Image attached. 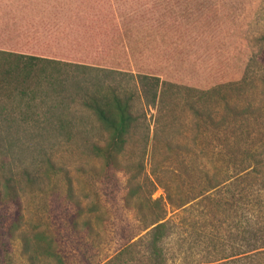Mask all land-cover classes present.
I'll list each match as a JSON object with an SVG mask.
<instances>
[{"label": "trees", "instance_id": "1", "mask_svg": "<svg viewBox=\"0 0 264 264\" xmlns=\"http://www.w3.org/2000/svg\"><path fill=\"white\" fill-rule=\"evenodd\" d=\"M149 1L127 21H146L151 12L167 17L174 9L171 0ZM114 5L113 0H0L2 112L19 127L33 124L62 133L78 127V112H89L109 131L105 144L93 145L102 166L91 168L104 203L91 201V223L88 218L83 223L93 229L96 213L102 228H119L124 241L105 258L108 264H264V61L256 56L257 70L247 67L240 78L205 87L161 80L160 98L155 90L152 103L159 98L170 105L164 139L168 153L186 164L188 177L176 169L169 182L158 176L135 182L125 178L134 165L124 155L140 121L132 95L115 85V73L122 54L131 63L128 51L138 41L125 42L122 25L128 22L120 24ZM259 42L264 60V34ZM202 72L225 74L212 66ZM178 108L191 116L193 133L182 135L184 140L171 135ZM57 169L65 180V210L76 212L69 220L79 228L86 207L76 199L68 173ZM158 186L164 195L154 198ZM5 187L0 236L6 229L11 239L23 238L22 201L11 179ZM130 212L133 224L125 218Z\"/></svg>", "mask_w": 264, "mask_h": 264}, {"label": "rangeland", "instance_id": "2", "mask_svg": "<svg viewBox=\"0 0 264 264\" xmlns=\"http://www.w3.org/2000/svg\"><path fill=\"white\" fill-rule=\"evenodd\" d=\"M113 1L120 24L142 13L141 9L151 3ZM170 4L174 9L167 17L151 12L147 13L151 15L146 21L135 24L127 21L128 24L122 25L125 42L131 43V39L138 42L128 51L131 63L122 54V64H111L120 66L115 73V85L132 95L140 121V129L134 133L124 155L125 162L134 165L125 178L132 177L135 182L155 181L157 176L169 182L176 169L188 177L186 164L174 159L166 147L170 105L167 99L163 103L159 99L161 80L205 87L214 80L240 78L247 67L257 70L260 67L257 57L264 61L259 56V40L264 34V0H171ZM206 66L225 74L215 75L217 78L204 74L202 69ZM142 74L149 76L144 78ZM155 90L159 98L154 105ZM176 119L177 126L171 135L177 140H184V134L192 135L191 116L185 108H178ZM76 121L78 127L69 133L33 124L19 127L0 108V189L5 191L6 181L11 179L25 216L23 238L11 239L7 230L2 229L0 264H108L105 258L124 241L119 228H102L96 213L92 215L93 229L91 224H83L86 218L91 223V201L98 199L104 203L102 190L93 186L91 168L102 166V157L96 154L93 145L105 144L110 133L89 112H78ZM143 128L148 129L149 138ZM58 167L71 177L75 197L86 207L79 216V228L73 227L69 220L76 212L65 210L66 186ZM29 178L42 183L31 184ZM161 195L164 191L158 186L153 197ZM125 218L134 223L132 212Z\"/></svg>", "mask_w": 264, "mask_h": 264}]
</instances>
